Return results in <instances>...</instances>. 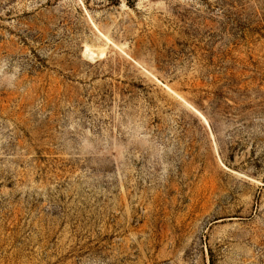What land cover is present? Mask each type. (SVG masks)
<instances>
[{
  "label": "rangeland",
  "instance_id": "374dc122",
  "mask_svg": "<svg viewBox=\"0 0 264 264\" xmlns=\"http://www.w3.org/2000/svg\"><path fill=\"white\" fill-rule=\"evenodd\" d=\"M0 264H264V0H0Z\"/></svg>",
  "mask_w": 264,
  "mask_h": 264
},
{
  "label": "bare ground",
  "instance_id": "6f19581e",
  "mask_svg": "<svg viewBox=\"0 0 264 264\" xmlns=\"http://www.w3.org/2000/svg\"><path fill=\"white\" fill-rule=\"evenodd\" d=\"M104 37H105V36H104ZM86 52H87V53H90V54H93V51H91V49H90L89 47L86 48ZM191 107H192V106H191ZM192 109L195 111V113H196L197 115H199V116L202 118V120L205 122V124H206V126L208 127V129H210V125H209V123H208L206 117H205L200 111H198L197 109H195L194 107H192Z\"/></svg>",
  "mask_w": 264,
  "mask_h": 264
}]
</instances>
